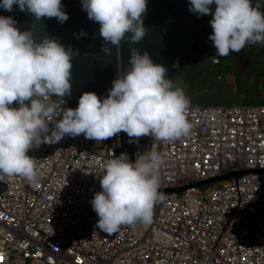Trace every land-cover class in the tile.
<instances>
[{
    "label": "built area",
    "instance_id": "2783aa9c",
    "mask_svg": "<svg viewBox=\"0 0 264 264\" xmlns=\"http://www.w3.org/2000/svg\"><path fill=\"white\" fill-rule=\"evenodd\" d=\"M204 44L219 62L209 37ZM51 99L55 120L75 109ZM186 116L189 136L141 137L133 159L124 132L99 143L65 136L31 149L42 181H0V264H264V103L190 101ZM146 149L164 160L153 222L108 235L95 227L91 206L103 164L121 153L134 162Z\"/></svg>",
    "mask_w": 264,
    "mask_h": 264
},
{
    "label": "clouds",
    "instance_id": "9594fccd",
    "mask_svg": "<svg viewBox=\"0 0 264 264\" xmlns=\"http://www.w3.org/2000/svg\"><path fill=\"white\" fill-rule=\"evenodd\" d=\"M213 3L216 8L211 13ZM13 5L37 21L56 18L62 24L69 18L61 0H0V7L7 11ZM82 7L90 20L99 23L106 55L110 54L108 45L117 49L122 41L134 45L147 34L143 23L147 0H82ZM189 11L212 14L209 39L216 49L214 57H221L213 63L205 37L203 47L212 66L246 45L264 47V13L251 0H190ZM15 23L12 17L0 16V181L19 177L35 187L43 172L28 152L65 136L83 135L99 143L124 132L130 143L141 137L171 143L190 135L192 124L186 113L190 101L194 102L182 88L173 86L164 65L154 63L146 50L142 53L136 47L130 48V66L118 72L103 100L85 92L75 109H63L62 118L55 120L58 105L51 98L70 94L73 50L48 36L37 41L32 31H20ZM259 61L264 72L262 54ZM14 102L18 108L10 107ZM163 163L155 149L136 154L134 162L126 153L106 160L99 181L102 190L91 200L99 217L95 227L110 235L122 226H150L154 206L163 199L158 191Z\"/></svg>",
    "mask_w": 264,
    "mask_h": 264
},
{
    "label": "water",
    "instance_id": "95a60500",
    "mask_svg": "<svg viewBox=\"0 0 264 264\" xmlns=\"http://www.w3.org/2000/svg\"><path fill=\"white\" fill-rule=\"evenodd\" d=\"M67 21L59 23L56 18L37 21L27 11L13 5L12 11L0 7V16L12 17L20 31H32L37 41L44 36L58 40L73 50L71 91L63 98L74 108L85 92H94L103 100L112 87L118 72L129 65L130 48L136 47L150 54L154 63L167 68V77L174 79L185 59L203 49V40L212 33L210 24L216 5H210L211 13L198 15L189 11L190 0H147V13L143 17L147 29L145 37L137 44L122 41L119 49L108 45L110 54L102 51L103 38L99 23L90 20L82 7V0H61ZM253 7L264 13V0H251ZM85 33L83 36L80 33ZM264 56V47L253 45ZM176 65V66H174ZM131 139V138H130ZM134 142L130 143L133 159Z\"/></svg>",
    "mask_w": 264,
    "mask_h": 264
},
{
    "label": "rangeland",
    "instance_id": "374dc122",
    "mask_svg": "<svg viewBox=\"0 0 264 264\" xmlns=\"http://www.w3.org/2000/svg\"><path fill=\"white\" fill-rule=\"evenodd\" d=\"M208 55V53H206ZM231 61L223 58L212 66L210 55L183 64L172 80L196 104L259 103L264 99L263 65H252L249 71L237 70ZM240 66V65H239ZM260 67V68H259Z\"/></svg>",
    "mask_w": 264,
    "mask_h": 264
},
{
    "label": "flooded vegetation",
    "instance_id": "af4514ba",
    "mask_svg": "<svg viewBox=\"0 0 264 264\" xmlns=\"http://www.w3.org/2000/svg\"><path fill=\"white\" fill-rule=\"evenodd\" d=\"M206 37H209V35ZM203 50L188 56L183 64L193 65L194 61L197 60L198 58L203 57L205 55L208 56L206 54L208 53L207 52L208 49L203 47ZM260 56L261 54L257 51V49L253 45L249 44L246 45L245 48L241 50L239 53L230 52V54L227 57H223V58L229 59L231 61V63H229L231 67L232 66H234L235 68L237 67V70L243 72V71H249L252 65L256 64L257 66H259ZM221 62H223V59H221ZM183 64L181 65V69Z\"/></svg>",
    "mask_w": 264,
    "mask_h": 264
},
{
    "label": "trees",
    "instance_id": "16d2710c",
    "mask_svg": "<svg viewBox=\"0 0 264 264\" xmlns=\"http://www.w3.org/2000/svg\"><path fill=\"white\" fill-rule=\"evenodd\" d=\"M261 103H264V99H262V101H260Z\"/></svg>",
    "mask_w": 264,
    "mask_h": 264
}]
</instances>
